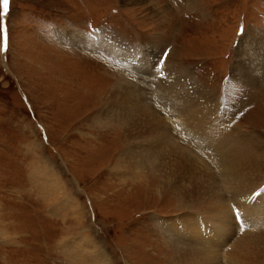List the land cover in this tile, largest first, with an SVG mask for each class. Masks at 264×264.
Masks as SVG:
<instances>
[{
	"label": "rangeland",
	"instance_id": "obj_1",
	"mask_svg": "<svg viewBox=\"0 0 264 264\" xmlns=\"http://www.w3.org/2000/svg\"><path fill=\"white\" fill-rule=\"evenodd\" d=\"M5 20L9 46L0 52V264H84L89 254L79 240L103 247L112 264H167L179 239H168L157 220L181 219L186 210H177L170 193L158 192L147 167L137 182L122 184L112 174L110 169L122 163L116 161L123 151L121 134L98 135L102 130L93 119L103 106L102 96L112 85H122V75L133 84L141 79L129 75L126 66L104 62L94 45L113 51L112 38L125 47L158 49L165 69L172 65L186 73L264 152V88L251 89L232 76L243 37L264 31V0H180L178 5L173 0H10ZM97 27L109 29L110 35H99L94 44L86 31ZM74 33L87 37L88 46L63 38ZM165 99L152 111L168 136L194 151L172 129L175 119H165L163 109L176 105L168 94ZM92 137H98L96 142L89 141ZM216 147L228 150V144ZM123 166L128 168L129 161ZM259 192L264 196V185ZM259 207L264 209V201ZM209 226L210 240L225 238L227 228Z\"/></svg>",
	"mask_w": 264,
	"mask_h": 264
},
{
	"label": "bare ground",
	"instance_id": "obj_2",
	"mask_svg": "<svg viewBox=\"0 0 264 264\" xmlns=\"http://www.w3.org/2000/svg\"><path fill=\"white\" fill-rule=\"evenodd\" d=\"M124 1L150 3L154 0ZM186 1L194 4V0ZM63 38L77 46H88V38L76 33ZM110 42L113 48L117 45L113 51L127 63L126 72L141 81L133 84L123 80L122 75L119 81L122 85H112L107 96H102L105 97L103 106L93 120L102 130H98V135L121 134L123 151L116 161L122 163L110 169L119 182L139 181L147 167L158 192L170 193L177 210H186L180 214L182 221L178 218L157 220L164 225V235L179 239L167 264H264V236L260 237L264 235V209L259 207L264 196L261 193L254 199L264 185L263 147L253 136L235 127L215 98L195 86L186 78V73L172 65L165 69L159 62L157 48V52L153 47L151 50L132 49L117 44L112 38ZM236 61L232 68L233 79L251 89H263L264 31L249 32L243 37ZM125 79L131 78L126 76ZM167 94L176 105L163 109L165 119H175L172 129L181 134L178 137L181 141L185 139L193 144L194 151L178 145L179 141L168 136L161 117L152 111L151 106L155 103L161 106ZM88 139L96 142L98 137ZM227 144L228 150L216 147ZM157 153L162 155L155 157ZM125 161H129L128 168L123 166ZM256 214L261 219L258 222ZM210 222L219 230L227 228L225 238L210 240L213 231ZM189 230L194 231L189 234L195 235L191 237L193 240L187 235ZM79 241L89 254L84 264H112L103 247H98L94 241ZM67 250L73 251V248L69 246Z\"/></svg>",
	"mask_w": 264,
	"mask_h": 264
},
{
	"label": "snow or ice",
	"instance_id": "obj_3",
	"mask_svg": "<svg viewBox=\"0 0 264 264\" xmlns=\"http://www.w3.org/2000/svg\"><path fill=\"white\" fill-rule=\"evenodd\" d=\"M9 4L10 0H0V52H7L9 46V29L5 20L9 14ZM256 195L259 196L261 193ZM236 215L239 218L240 213L237 211Z\"/></svg>",
	"mask_w": 264,
	"mask_h": 264
}]
</instances>
